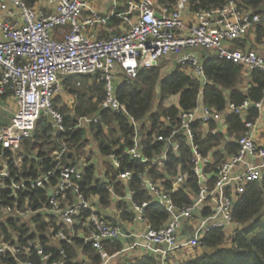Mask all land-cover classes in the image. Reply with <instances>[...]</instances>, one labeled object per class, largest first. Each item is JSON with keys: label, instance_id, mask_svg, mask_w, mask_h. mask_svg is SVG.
<instances>
[{"label": "built area", "instance_id": "built-area-1", "mask_svg": "<svg viewBox=\"0 0 264 264\" xmlns=\"http://www.w3.org/2000/svg\"><path fill=\"white\" fill-rule=\"evenodd\" d=\"M189 1L178 0L176 6L169 9L158 0H126L127 10L117 14L118 0H112L113 10L105 16L91 8L88 0H39L33 7L22 0H0V97L10 93L17 104L9 125L0 126V144L5 149H19L42 118H51L57 131H63L64 119L53 105L55 98L64 94L63 78L95 76L105 85V99L100 108L128 116L135 129L134 146L121 156L110 155L107 163L119 170L122 161L128 158L149 163L167 175L169 155L178 154L185 143L191 151L192 172L198 182V191L192 194L190 204L181 205L174 197L184 186L185 177L167 175L171 185L168 189L155 183L147 173L138 175L152 201L134 202L128 190L126 200L131 202L133 221L113 224L110 220L120 216L116 205L121 198L111 191L110 208L104 210L98 198L87 199L82 192L83 165H64V147L56 153L55 167L36 179L16 182L7 162L2 164L0 188L8 189V198L14 203L13 211H4V214H10L24 225H33L34 217L40 212L56 217L69 234L60 230L55 238L69 243L72 238H81L86 244H92L101 259L100 264H121V259H126L127 253L135 249L153 255L160 264H181L184 258L179 259L182 253L177 252L199 250L204 233L220 229L233 236L237 228H242L233 221L236 200L249 184L260 181L264 174V146L255 139L262 122L264 101H245L240 106L229 104L226 112L221 113L199 105L191 111H180L175 120L164 119L171 133L154 135V141L164 145V149L149 159L141 152L139 122L129 116L125 106L115 97L119 80L135 79L140 70L158 67L167 59H172L184 73L203 84L206 83L203 61L207 53L233 61L248 74L257 70L264 74V53L253 47V43L258 44L255 31L257 26L264 24V12L259 14L246 7L244 2L249 0H227L222 8L192 14L189 24ZM113 17L121 20L119 35L108 26ZM250 35V42H247ZM235 43L245 46L238 48ZM67 100L74 105L71 97ZM252 109L259 110L261 115L247 122L246 117ZM226 113L240 116L246 130L238 138L233 137L238 146L237 154L227 155L216 170L209 172L208 167L214 164L212 154L204 157L200 153L193 125L200 121L205 133L224 134V144L214 152L225 154V145L231 142ZM98 122L97 118H81L77 127ZM211 123L216 125L214 130L210 129ZM133 176L127 171L118 176V181L129 182ZM97 178L100 179V175ZM6 182H9L8 187L4 185ZM37 189L47 191L48 205L33 211L26 200L25 207L21 208L18 192ZM151 205L169 214L168 222L159 230L152 229L145 218V210ZM85 211L91 214L85 216ZM192 220L197 222L193 236L182 243L180 227L183 222ZM132 238L138 241L128 242ZM118 239H123L126 247L120 253L107 256L105 244ZM31 250L37 252L42 264H60L45 253L39 240L23 246L16 236L7 241L0 234V257H16ZM175 253L178 254L176 261L173 260Z\"/></svg>", "mask_w": 264, "mask_h": 264}, {"label": "trees", "instance_id": "trees-1", "mask_svg": "<svg viewBox=\"0 0 264 264\" xmlns=\"http://www.w3.org/2000/svg\"><path fill=\"white\" fill-rule=\"evenodd\" d=\"M27 6L33 7L39 0H22ZM126 1V0H119ZM120 5L116 13L127 10L126 5ZM159 4L173 9L178 0H158ZM227 0H190L188 14L200 11H212L224 7ZM246 7L256 13L263 14L264 0H249L244 2ZM121 20L117 17L110 19L108 26L116 27L115 35L120 34ZM68 29V28H66ZM248 37L247 42H250ZM255 38L258 43L264 42V24L257 26ZM238 48L245 44L235 43ZM252 47V46H251ZM204 58L203 69L206 83L182 71V67L175 64L174 71L164 72L163 65L155 68L142 69L135 79L123 78L115 88V97L125 106L129 116L139 122L141 132V152L151 159L159 154L164 145L154 141V135H170L171 131L164 119L175 120L180 111H191L199 105L216 112H226L229 104L240 106L245 101L258 103L264 101V74L252 71L249 74L242 66L227 59L207 53ZM170 74V75H169ZM158 88L160 92L158 93ZM63 95L55 98L53 105L64 119V130L59 132L51 118H42L30 138L21 142L19 149H5L0 144V169L7 162L8 169L16 182L36 179L39 175L52 170L57 164V152L66 147L63 155L64 165H83L82 192L87 199L98 198L101 209L110 208L111 191L121 198L117 202L116 210L119 219L110 220L113 224H128L133 221L131 202L126 200L127 191L133 194V201L139 204L152 201L151 196L142 186L138 175H147L155 182L170 188L167 175L183 176L186 181L181 191L174 197L178 204L188 205L192 194L198 191V182L192 172L191 151L183 143L180 152L170 154L166 173L154 168L149 163H141L125 158L119 170L113 169L106 161L110 155L121 156L126 150L134 146L135 129L126 115H117L110 110H102L100 104L105 99V85L95 76H67L63 78ZM8 93L7 96H9ZM67 97L74 100V105L67 103ZM174 98L178 100L171 102ZM170 101V102H169ZM264 114V109H263ZM257 109L248 112L246 121H255L260 117ZM81 118H97V124H86L77 127ZM231 142L225 145V154L214 152L225 142V135L205 133L202 122L193 125L195 142L200 153L207 157L212 154L214 164L207 171L216 170L227 155L238 152V146L233 137L238 138L245 133V123L242 118L233 113H226ZM216 125L210 124L214 130ZM97 161H99L97 163ZM101 164V165H100ZM102 168V172H100ZM127 171L133 173L129 182H119L118 176ZM105 172V173H104ZM104 173V174H103ZM100 175V179L97 176ZM54 184L55 181L53 180ZM6 187L9 182L4 183ZM189 192L186 193L185 190ZM8 189L0 188V234L5 240H12L16 236L18 243L27 246L29 241L39 240L46 254L60 264H100L92 244H86L81 238H72L71 242L57 240L55 234L60 230L69 231L56 217L43 212L34 217V224L24 225L12 218L4 211H13L14 203L8 198ZM21 208L28 200L33 211L43 209L48 205V194L45 189L32 192L27 190L18 192ZM90 211L84 215L89 216ZM207 214V213H206ZM205 215V213H204ZM145 218L152 229L159 230L169 220V214L157 205H151L145 210ZM233 221L242 228H237L231 236L223 230H210L201 237L202 250L208 249L212 253L187 255L181 264H264V174L260 181L249 184L244 194L236 200L233 209ZM126 244L114 241L105 244L106 255L111 257L120 253ZM199 249V250H200ZM62 252L64 253L62 255ZM40 257L34 250L23 252L16 257H0V264H20L32 262L42 264ZM121 264H160L153 255L141 256L138 259H121Z\"/></svg>", "mask_w": 264, "mask_h": 264}, {"label": "crops", "instance_id": "crops-1", "mask_svg": "<svg viewBox=\"0 0 264 264\" xmlns=\"http://www.w3.org/2000/svg\"><path fill=\"white\" fill-rule=\"evenodd\" d=\"M88 1H89L90 7L97 10L102 15L109 16L113 10L112 0H88ZM123 2L124 1L118 0V6L120 5L121 7H123ZM124 5H125V2H124ZM188 19H189V24H190L193 20L192 15H190ZM110 28L114 29V31L116 30V27L110 26ZM102 36L105 37V36H107V34L102 33ZM250 39H251V37H250ZM253 47L254 48L256 47L262 53H264V42H261L258 44L253 43ZM5 96L6 95L0 97V126L1 127H6L9 125L10 119H11L12 115L14 114V112L16 111V108H17L16 101L11 96V94L9 96H7L6 98H5ZM66 101H68V100H66ZM255 139L259 144L264 146V114L262 115L261 126H260V128H259V130L255 136ZM97 163H98V161H97ZM196 223L197 222L195 220L182 223V225L180 227V232H179L180 240H182V241L188 240L191 236H193ZM205 252H206L205 250L200 249L197 251V254L198 253H205ZM133 255H136V256H133ZM175 255H177V257H178V254L175 253ZM141 256H145L144 251L142 249H135L134 251L128 252L127 255L125 256V258L133 260V259H138ZM179 259H182V257H180Z\"/></svg>", "mask_w": 264, "mask_h": 264}, {"label": "rangeland", "instance_id": "rangeland-1", "mask_svg": "<svg viewBox=\"0 0 264 264\" xmlns=\"http://www.w3.org/2000/svg\"><path fill=\"white\" fill-rule=\"evenodd\" d=\"M161 66L163 65L164 67H163V71L164 72H170V73H172L173 71H174V62H172V59H167V60H165L164 62H162L161 64H160ZM170 75V74H169ZM65 99L66 98H68L66 95H65V97H64ZM178 99L177 98H174L171 102H176ZM170 102V101H169ZM100 172H102V168H100ZM205 251H206V253H212V251L211 250H208V249H205ZM178 254H181V257L182 258H186L187 257V255H192V256H195V251L194 250H192V249H190V250H181L180 252H177ZM198 255H201V253H198ZM133 256H136V255H133ZM177 258V255H174V257H173V260L174 261H176V260H178V259H176ZM172 261V260H171Z\"/></svg>", "mask_w": 264, "mask_h": 264}, {"label": "water", "instance_id": "water-1", "mask_svg": "<svg viewBox=\"0 0 264 264\" xmlns=\"http://www.w3.org/2000/svg\"><path fill=\"white\" fill-rule=\"evenodd\" d=\"M160 92V88H158V93ZM118 241H122L124 242L123 239H118ZM138 240H135L134 238L130 239L128 242H136ZM143 244L147 245L148 243L147 242H142ZM182 243H185V241H182ZM154 249H156V246H154Z\"/></svg>", "mask_w": 264, "mask_h": 264}]
</instances>
